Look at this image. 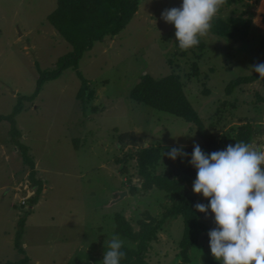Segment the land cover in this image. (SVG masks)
<instances>
[{"label": "rangeland", "instance_id": "374dc122", "mask_svg": "<svg viewBox=\"0 0 264 264\" xmlns=\"http://www.w3.org/2000/svg\"><path fill=\"white\" fill-rule=\"evenodd\" d=\"M181 4L182 0H138L137 12L123 30L95 41L77 69H64L36 92L37 67L54 69L58 58L72 49L47 20L56 0H0V115L9 114L20 99L22 110L13 118L19 141L28 146L35 178L43 182L20 237L28 264H102L105 242L112 236H118L123 246H135L116 234L115 214L123 215L137 230L144 211L158 217L170 205L163 191L140 189L142 178L134 156L126 165L115 162L141 146L158 145L161 158L155 172L181 179L188 156L173 160L164 153L173 147L186 152L201 143L193 124L129 98L146 73L154 78L179 75L204 126L222 146V140L231 139L237 126L247 121L256 130L250 145L264 149V102L257 98H264V87L256 81L225 92L229 81L251 74L252 65L264 63L259 48L264 0H237L217 13L216 18L222 19L250 18L246 38L228 39L209 31L200 39L202 50L192 47L184 55L176 48L174 25L161 18L165 9ZM77 70L87 80L80 94ZM90 91L92 97L86 94ZM8 129L9 123L1 121L0 263L23 258L14 249V232L19 217L31 208L28 198L35 189ZM120 135L124 137L119 140ZM185 184L194 193L193 183ZM208 200L197 199L203 204ZM203 216L209 230L216 227L210 209ZM182 232L181 216L166 220L149 243L146 261L181 264ZM208 232L189 249L187 264H221L211 254Z\"/></svg>", "mask_w": 264, "mask_h": 264}, {"label": "trees", "instance_id": "16d2710c", "mask_svg": "<svg viewBox=\"0 0 264 264\" xmlns=\"http://www.w3.org/2000/svg\"><path fill=\"white\" fill-rule=\"evenodd\" d=\"M236 1L226 0L225 5H230ZM137 9L138 0H56V7L48 14L47 20L56 29L58 34L71 45L72 49L58 58L54 69L45 71L37 67L40 73L37 78L36 92L44 81L57 78L64 69H77L83 53L90 50L95 41L102 40L106 35H116L123 30L137 12ZM262 12H264V5ZM251 23L250 18L242 16H229L225 19L216 18L212 22L210 31L228 39H243L247 37V30ZM174 42L176 48H179L176 38H174ZM203 47L204 44L201 40L199 45L195 46L199 50H202ZM259 48L264 52V32L261 34L259 40ZM181 54L184 55L182 50ZM192 66L196 73V62H193ZM77 74L82 81L78 92L80 94L81 91L85 92L87 80L82 77L78 70ZM256 81L264 87V79L259 78V73L253 71L251 74L238 76L227 83L225 92L230 94L236 87ZM36 92H34L35 95ZM86 94L89 97L93 96L92 91ZM129 98L155 110L183 118L185 121L193 124L196 128L195 134L201 139L199 145L208 154L214 151L225 150L227 145H235L236 142L240 141L250 144L256 135V130L252 124L245 121L237 126L231 139L226 138V140H222L224 142L223 145H225L222 146L211 133L212 131L204 126L184 91V86L179 75L175 73L159 78H154L147 73L142 75L130 91ZM257 98L261 102H264V98ZM22 107V102L20 99H17L9 114L0 115V122L7 121L9 123V139L18 148L21 156H23V163L28 165L29 173L27 177L31 186L35 187V189L32 196L28 198V204L31 208H27L24 211V216L19 217L17 228L14 232V249L23 255V258L16 262H4L0 264L29 263V258L25 255L23 247H21L20 237L27 219L26 216L30 214L32 207L38 202L43 188L42 180L35 178L36 170L34 169V163L27 154L29 148L19 141L20 132L15 125L16 121L13 119L22 110ZM210 127H213V125H210ZM123 137V135H120L118 139L120 140ZM135 142L136 139L132 136L131 143L135 144ZM159 148L158 145L141 146L133 155L127 152L122 158L116 157L115 162H123L126 165L128 159L134 156L137 162V172L142 178L140 189L148 191L152 188H157L165 193V197L170 202V205L164 207V210L158 217L151 215L147 210L144 211L145 217L137 221V230H134L123 215L119 213L115 214L116 234L128 238L135 244L134 247L122 246L121 251L125 252L126 256L121 259L120 264H150L145 259L149 243L157 238L158 231L165 221L170 218L181 216L183 222L182 237L178 242V254L182 260L181 264L189 262V249L197 245L202 234L209 231L208 225L203 220L204 213L195 208V205L198 203V197L203 195L189 192L185 184V182L193 183L197 175V169L189 163L194 145L186 149V153L189 155L188 165L183 169L184 181L182 180L183 178L170 177L169 175L155 172V167L161 158ZM125 169L126 167H123L122 170ZM132 191L135 193L137 189L132 187ZM208 203L209 200L206 205Z\"/></svg>", "mask_w": 264, "mask_h": 264}, {"label": "clouds", "instance_id": "9594fccd", "mask_svg": "<svg viewBox=\"0 0 264 264\" xmlns=\"http://www.w3.org/2000/svg\"><path fill=\"white\" fill-rule=\"evenodd\" d=\"M226 0H182L179 7L165 9L161 18L175 27L179 48L198 46ZM135 15V14H134ZM264 79V63L251 66ZM175 160L188 156L182 148L165 152ZM189 163L197 169L193 191L209 199L197 203L203 213H214L216 227L209 230L210 249L221 264H264V149L240 141L225 150L205 153L197 143ZM102 264H120L126 253L118 236L106 240Z\"/></svg>", "mask_w": 264, "mask_h": 264}]
</instances>
